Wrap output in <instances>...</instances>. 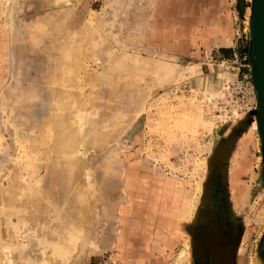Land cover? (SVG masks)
<instances>
[{
    "label": "rangeland",
    "instance_id": "374dc122",
    "mask_svg": "<svg viewBox=\"0 0 264 264\" xmlns=\"http://www.w3.org/2000/svg\"><path fill=\"white\" fill-rule=\"evenodd\" d=\"M253 1L222 61L188 7L0 0V264H264Z\"/></svg>",
    "mask_w": 264,
    "mask_h": 264
},
{
    "label": "crops",
    "instance_id": "0c3cea01",
    "mask_svg": "<svg viewBox=\"0 0 264 264\" xmlns=\"http://www.w3.org/2000/svg\"><path fill=\"white\" fill-rule=\"evenodd\" d=\"M158 6L172 10H184L188 7L192 13H197L189 29L184 25L180 26L181 33L173 37L172 43L174 40L176 43L182 40L192 45L207 46L210 54L219 60L234 59L236 29L227 13L228 0H159ZM162 32L164 31L159 33Z\"/></svg>",
    "mask_w": 264,
    "mask_h": 264
},
{
    "label": "water",
    "instance_id": "95a60500",
    "mask_svg": "<svg viewBox=\"0 0 264 264\" xmlns=\"http://www.w3.org/2000/svg\"><path fill=\"white\" fill-rule=\"evenodd\" d=\"M250 25L253 27L254 35L249 32L251 39L249 64L254 89L257 91L256 83L264 112V0L253 1V15L250 19ZM262 136L264 138V130ZM261 152L264 157V142L261 143Z\"/></svg>",
    "mask_w": 264,
    "mask_h": 264
},
{
    "label": "bare ground",
    "instance_id": "6f19581e",
    "mask_svg": "<svg viewBox=\"0 0 264 264\" xmlns=\"http://www.w3.org/2000/svg\"><path fill=\"white\" fill-rule=\"evenodd\" d=\"M249 23V22H248ZM249 26H250V31H251V34H253L254 35V30H253V27L250 25V23H249ZM255 87H256V89H257V91H256V93H257V100H258V115L257 116H255L254 117V120H253V128H254V130L258 133V134H260V137H261V140H262V142H264V138H263V136H262V133H263V130H264V112H263V106H262V104H261V100H260V96H259V91H258V88H257V85H256V83H255ZM261 142V141H260ZM238 175H239V173H238ZM240 175H241V173H240ZM87 177V176H86ZM238 183H240L239 182V180L237 181V184L236 185H238ZM203 187V186H202ZM201 189H203V191L205 190V187H203V188H201ZM203 193V192H202ZM200 196H198V199L200 200ZM199 202V201H198ZM200 204V203H199ZM195 206V205H194ZM192 207V206H191ZM196 208V207H195ZM56 209V208H55ZM97 209V208H96ZM194 209V208H193ZM195 211V210H194ZM197 211V210H196ZM195 213V212H194ZM191 218V217H190ZM192 220V219H191ZM85 225V224H84ZM187 249H185V250H183L182 252H181V254H180V256H179V258H178V261H179V263H181L183 260H185L186 259V257H188L187 256V254H188V249L190 248L189 246H187L186 247ZM52 252H53V255H52V257H50V258H47V260H46V264H49V262H51V260H54L55 261V259H56V256H58V250H56V248H53L52 249ZM62 254V253H61ZM60 261V260H59Z\"/></svg>",
    "mask_w": 264,
    "mask_h": 264
}]
</instances>
